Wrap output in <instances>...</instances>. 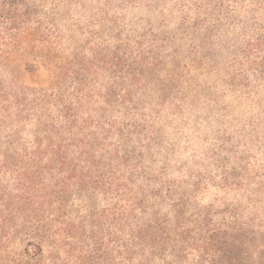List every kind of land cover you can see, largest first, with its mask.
Returning <instances> with one entry per match:
<instances>
[{"label":"rangeland","instance_id":"1","mask_svg":"<svg viewBox=\"0 0 264 264\" xmlns=\"http://www.w3.org/2000/svg\"><path fill=\"white\" fill-rule=\"evenodd\" d=\"M43 6L44 27L54 31L59 51L53 72L75 54L84 64L94 61L83 93L95 122L106 116L122 127L140 125L128 148L134 167L120 171L133 177L131 188L176 185L189 217L212 209L221 220L239 207L263 219L264 0H46ZM23 68L18 57L0 60V88L14 90L0 99V140L17 136L20 146L35 141L37 121L12 118L17 96L31 100L55 85L71 101L75 91L66 67L49 87L36 84L48 76L42 68L30 75ZM108 203L99 198L100 208Z\"/></svg>","mask_w":264,"mask_h":264},{"label":"trees","instance_id":"2","mask_svg":"<svg viewBox=\"0 0 264 264\" xmlns=\"http://www.w3.org/2000/svg\"><path fill=\"white\" fill-rule=\"evenodd\" d=\"M44 1L0 0V60L18 57L29 75L42 68L48 76L36 84L45 87L66 67L75 91L68 101L54 85L52 93L13 101V119L37 121L36 139L21 146L17 136L0 140V264H182L190 257V264H264V217L239 207L221 220L212 209L189 217L176 185L131 188L133 177L120 171L134 167L128 148L140 125L122 127L106 116L95 122L83 93L94 61L75 54L53 72L59 51L44 27ZM9 90L0 88V99L9 100ZM101 196L109 201L103 208Z\"/></svg>","mask_w":264,"mask_h":264}]
</instances>
